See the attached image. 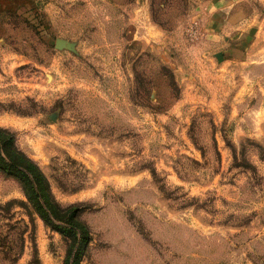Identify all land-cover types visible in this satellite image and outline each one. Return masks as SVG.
<instances>
[{
  "label": "rangeland",
  "instance_id": "1",
  "mask_svg": "<svg viewBox=\"0 0 264 264\" xmlns=\"http://www.w3.org/2000/svg\"><path fill=\"white\" fill-rule=\"evenodd\" d=\"M26 158L80 264H264V0H0V264H65Z\"/></svg>",
  "mask_w": 264,
  "mask_h": 264
},
{
  "label": "trees",
  "instance_id": "2",
  "mask_svg": "<svg viewBox=\"0 0 264 264\" xmlns=\"http://www.w3.org/2000/svg\"><path fill=\"white\" fill-rule=\"evenodd\" d=\"M24 162H27L29 168L24 165L19 166L25 167L27 171V173L23 174L26 182L24 195L29 203L25 210L31 220L34 215L38 216L45 226L70 241L71 250L65 259V264H80L91 237L89 229L79 219V209L73 206L62 207L56 201L49 181L42 171L29 159H24ZM7 205L11 206L12 203ZM24 243L25 241L22 238V245ZM20 256H17L15 262L19 260Z\"/></svg>",
  "mask_w": 264,
  "mask_h": 264
}]
</instances>
